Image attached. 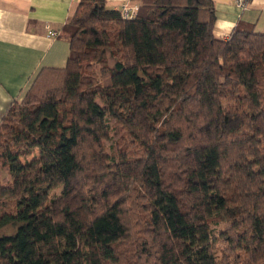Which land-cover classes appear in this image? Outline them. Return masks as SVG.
I'll use <instances>...</instances> for the list:
<instances>
[{
    "label": "trees",
    "instance_id": "trees-1",
    "mask_svg": "<svg viewBox=\"0 0 264 264\" xmlns=\"http://www.w3.org/2000/svg\"><path fill=\"white\" fill-rule=\"evenodd\" d=\"M214 23L212 0H79L65 66L0 120V264L264 255V32Z\"/></svg>",
    "mask_w": 264,
    "mask_h": 264
},
{
    "label": "crops",
    "instance_id": "crops-1",
    "mask_svg": "<svg viewBox=\"0 0 264 264\" xmlns=\"http://www.w3.org/2000/svg\"><path fill=\"white\" fill-rule=\"evenodd\" d=\"M108 8L137 6L138 0H105ZM79 0H0V120L20 102L42 68H63L69 43L47 35L61 31ZM213 35L225 39L235 26L264 32V0H251L243 10L232 0H212Z\"/></svg>",
    "mask_w": 264,
    "mask_h": 264
},
{
    "label": "rangeland",
    "instance_id": "rangeland-1",
    "mask_svg": "<svg viewBox=\"0 0 264 264\" xmlns=\"http://www.w3.org/2000/svg\"><path fill=\"white\" fill-rule=\"evenodd\" d=\"M107 146L111 147V141L107 142ZM57 192V190L55 191ZM210 226L213 229L215 236H219L221 232L226 231L229 228V224L220 220L218 217H215L211 220ZM10 228H3L0 233L10 232ZM224 236V234H221ZM216 240V250L220 256L225 260L226 264H253V257H249L247 254L243 253L241 250L237 248L231 249L229 247V242H226L220 238ZM236 243V241H234ZM261 260H264V255L260 256V259L256 261L255 264H260Z\"/></svg>",
    "mask_w": 264,
    "mask_h": 264
},
{
    "label": "built area",
    "instance_id": "built-area-1",
    "mask_svg": "<svg viewBox=\"0 0 264 264\" xmlns=\"http://www.w3.org/2000/svg\"><path fill=\"white\" fill-rule=\"evenodd\" d=\"M250 1L251 0H232L233 4L240 10L245 9L247 5L250 3ZM120 10H121L122 17L130 18L135 14L137 10V6H122ZM46 29H47L48 36L58 37L59 33L57 31L51 30L48 27Z\"/></svg>",
    "mask_w": 264,
    "mask_h": 264
}]
</instances>
